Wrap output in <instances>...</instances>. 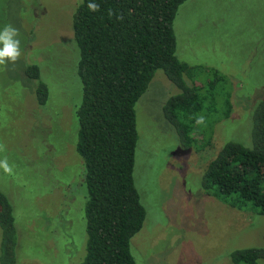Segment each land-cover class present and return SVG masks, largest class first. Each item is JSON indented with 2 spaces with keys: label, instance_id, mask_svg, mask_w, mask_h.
Wrapping results in <instances>:
<instances>
[{
  "label": "rangeland",
  "instance_id": "374dc122",
  "mask_svg": "<svg viewBox=\"0 0 264 264\" xmlns=\"http://www.w3.org/2000/svg\"><path fill=\"white\" fill-rule=\"evenodd\" d=\"M80 2L0 0V27L11 23L21 40L19 60L0 65V159L13 168L11 174L0 169V192L11 207L17 264H80L85 254L86 188L75 116L81 83L72 32ZM173 29L176 56L193 69L197 85L220 92L214 72L231 84V112L225 121L213 114L205 122V135L213 134L208 147L183 148L163 113L178 90L155 72L135 105L133 178L146 217L130 249L135 264H233L232 252L264 246V216L206 196L200 178L225 139L250 137L247 114L264 95V0H188ZM31 65L48 90L43 106L36 81L24 75Z\"/></svg>",
  "mask_w": 264,
  "mask_h": 264
},
{
  "label": "trees",
  "instance_id": "16d2710c",
  "mask_svg": "<svg viewBox=\"0 0 264 264\" xmlns=\"http://www.w3.org/2000/svg\"><path fill=\"white\" fill-rule=\"evenodd\" d=\"M186 1L95 0L100 11L90 12L89 0H81L75 8L72 32L81 83V102L75 111L76 149L86 188V246L80 264H135L130 241L146 217L133 178L138 141L135 105L156 71H162L178 90L163 105V113L183 148L210 145L213 134L205 135L204 124H196L198 114L206 121L213 114H219L217 122L230 117L232 89L224 83L226 78L213 73L214 81L223 83L213 94L214 86L197 85L193 69L176 56L173 22ZM109 9L115 15L109 16ZM24 75L36 81L37 103L45 105L48 90L39 79L38 67L28 66ZM206 86L209 90L203 91ZM215 95L222 105L216 104ZM247 118L250 137L225 139L201 175L200 186L206 196L232 209L264 216V95L257 96ZM0 232V264H17L16 229L1 192ZM230 260L264 262V246L234 251Z\"/></svg>",
  "mask_w": 264,
  "mask_h": 264
},
{
  "label": "clouds",
  "instance_id": "9594fccd",
  "mask_svg": "<svg viewBox=\"0 0 264 264\" xmlns=\"http://www.w3.org/2000/svg\"><path fill=\"white\" fill-rule=\"evenodd\" d=\"M87 8L90 12H98L100 11V4L96 3L95 0H89ZM112 15H115V13L109 9V16ZM117 18L123 19L122 15L117 16ZM19 37V29L11 23H6L0 27V65L15 64L19 60L21 57V40ZM195 122L197 125H203L206 122V117L198 114L195 117ZM0 150H3L2 145H0ZM0 169H3L6 174L12 173L13 168L7 157L0 159Z\"/></svg>",
  "mask_w": 264,
  "mask_h": 264
}]
</instances>
